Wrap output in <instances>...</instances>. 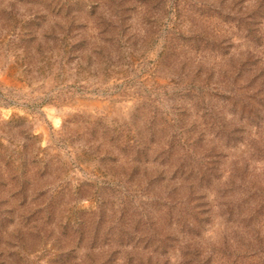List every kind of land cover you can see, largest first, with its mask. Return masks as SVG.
I'll return each mask as SVG.
<instances>
[{
    "label": "rangeland",
    "instance_id": "374dc122",
    "mask_svg": "<svg viewBox=\"0 0 264 264\" xmlns=\"http://www.w3.org/2000/svg\"><path fill=\"white\" fill-rule=\"evenodd\" d=\"M0 264H264V0H0Z\"/></svg>",
    "mask_w": 264,
    "mask_h": 264
}]
</instances>
